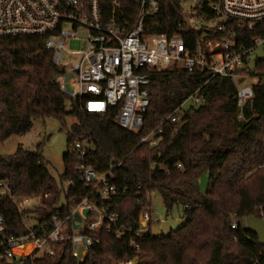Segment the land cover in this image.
I'll return each mask as SVG.
<instances>
[{
    "label": "trees",
    "instance_id": "1",
    "mask_svg": "<svg viewBox=\"0 0 264 264\" xmlns=\"http://www.w3.org/2000/svg\"><path fill=\"white\" fill-rule=\"evenodd\" d=\"M113 1L101 0L107 17ZM117 1L115 13L122 15L120 21L133 22L137 0ZM158 2L160 10L146 20V31L168 36L179 32L193 50L201 33L187 27L178 31L183 5L178 0ZM242 33L249 44L252 37L264 36V22ZM246 70L255 81L253 96L241 108L231 78L181 69L155 72L150 84L155 93L150 96L141 134L158 125L162 133L150 147L113 123L117 107L104 117L83 112L78 100L67 97L55 79L61 69L40 38L0 36V142L27 132L36 119L52 118L65 126L67 117L75 118L67 131L64 169L58 179L39 148L18 144L13 153L0 154V181L6 182L10 195L20 198L49 192L51 197L36 208L47 217L54 212L53 201L68 177L74 178V184L66 200H79L88 193L67 151L74 138L93 144L83 161L96 171L115 166L110 183L117 190L113 198L118 205L117 225L129 231L119 238L101 229L96 233L100 242L91 246L83 261L73 258L66 245L63 255L51 260L53 264H113L127 258L134 264H264V246L245 223L250 215L264 216V53ZM190 94L197 103L183 110L180 106ZM172 114L178 116L176 120L162 122ZM203 174L207 176L204 189L199 186ZM153 192L160 196L166 214L181 207L184 223L167 234L151 230L137 240L135 248L130 238L139 228L140 212L149 209ZM2 205L8 232L23 233L21 214L11 198L3 196Z\"/></svg>",
    "mask_w": 264,
    "mask_h": 264
},
{
    "label": "built area",
    "instance_id": "2",
    "mask_svg": "<svg viewBox=\"0 0 264 264\" xmlns=\"http://www.w3.org/2000/svg\"><path fill=\"white\" fill-rule=\"evenodd\" d=\"M178 1L183 5L178 31L187 27L201 33L193 50L179 32L168 36L146 31V20L160 10L158 0H137L133 22L120 21L122 15L115 13L120 5L117 0L112 2L108 17L101 0H0V36L40 38L43 47L52 51L53 63L61 69L55 79L67 97L78 100L83 112L99 116L105 117L117 107L113 123L136 134L140 143L153 147L162 133L160 125L146 134L141 130L150 96L155 93L150 87L155 72L181 69L231 78L237 86V106L241 108L253 96L251 85L255 81L246 69L264 53V36L252 37L247 44L242 33L263 24L264 0ZM258 47L260 56L256 53ZM63 56L73 57V61H62ZM177 117L172 114L162 122ZM93 149L85 139L74 138L69 143L67 151L88 193L79 200H66L65 194L74 184V178L68 177L63 191L53 201L54 212L47 217L36 208L51 197L49 192L13 198L6 182L0 181V264H53L51 260H58L66 245L73 258L83 261L91 246L100 242L96 233L101 229L119 238L129 231L117 225L118 205L113 202L117 190L110 183L115 166L98 172L83 161ZM3 196L11 198L21 214L23 233L8 232ZM24 210L29 212L22 213ZM164 221L148 208L141 211L139 228L130 238V245L138 248L137 240L147 235L154 224ZM133 263L127 258L113 264Z\"/></svg>",
    "mask_w": 264,
    "mask_h": 264
},
{
    "label": "rangeland",
    "instance_id": "3",
    "mask_svg": "<svg viewBox=\"0 0 264 264\" xmlns=\"http://www.w3.org/2000/svg\"><path fill=\"white\" fill-rule=\"evenodd\" d=\"M257 55H261V47L257 48ZM62 61H73V57L66 58L63 56ZM68 90H71L67 86ZM197 101L194 96L190 94L185 102L182 103L183 110L187 109L191 104H195ZM181 110V109H180ZM75 123L74 117H67L65 126L58 120L52 118L36 119L33 121L31 128L20 135H12L5 141L0 142V154L13 153L18 144L31 150L39 148L43 157L47 161L48 168L51 174L58 179L63 174V154L66 152V139L67 131L70 126ZM207 183V176L203 174L199 178V186L204 189ZM32 202H30L31 204ZM149 211L164 218L165 221L160 225H153L152 230L157 234H167L170 229H175L184 223L182 218L181 207H174L169 214H166L165 208L161 201L160 196L153 192L150 195V207ZM246 223V222H245Z\"/></svg>",
    "mask_w": 264,
    "mask_h": 264
},
{
    "label": "water",
    "instance_id": "4",
    "mask_svg": "<svg viewBox=\"0 0 264 264\" xmlns=\"http://www.w3.org/2000/svg\"><path fill=\"white\" fill-rule=\"evenodd\" d=\"M205 38H208L207 35H204ZM83 214L87 215L88 210L84 209ZM75 218L80 221V216L78 214L75 215ZM246 222V228L256 234L258 238V242L260 245L264 246V216L259 217L256 215H250L246 217L245 219ZM79 224H76L75 227H78ZM134 264V263H133Z\"/></svg>",
    "mask_w": 264,
    "mask_h": 264
}]
</instances>
